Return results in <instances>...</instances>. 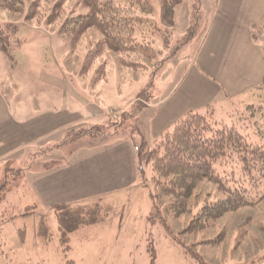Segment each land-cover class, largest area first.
I'll return each instance as SVG.
<instances>
[{"label":"rangeland","instance_id":"1","mask_svg":"<svg viewBox=\"0 0 264 264\" xmlns=\"http://www.w3.org/2000/svg\"><path fill=\"white\" fill-rule=\"evenodd\" d=\"M263 22L264 0H0V264H264V177L187 232L225 193L205 181L176 215L138 158L189 109L251 133ZM96 202L63 242L54 205Z\"/></svg>","mask_w":264,"mask_h":264},{"label":"trees","instance_id":"2","mask_svg":"<svg viewBox=\"0 0 264 264\" xmlns=\"http://www.w3.org/2000/svg\"><path fill=\"white\" fill-rule=\"evenodd\" d=\"M175 5L170 8L171 14L175 12ZM166 9L169 14V8ZM76 18H80L74 22L76 32L95 24L92 14ZM259 31L264 33V22ZM259 108L262 117L255 120V127H250L251 133H243L234 124L214 122L190 109L156 146L146 148L147 142L142 140L139 143L140 167L150 165L155 170L157 196H169L171 202L168 208L176 215L189 210L188 200L205 181L215 183L225 193L223 198L203 200L187 226V232L201 227L197 223L201 218L207 226L209 218L236 210L245 202L252 203L247 193L255 181L253 178L256 175L264 177V105ZM254 134L258 137L254 138ZM54 210L63 242L69 240L73 230L102 221L108 216V211L100 202L76 205L58 203L54 205Z\"/></svg>","mask_w":264,"mask_h":264},{"label":"crops","instance_id":"3","mask_svg":"<svg viewBox=\"0 0 264 264\" xmlns=\"http://www.w3.org/2000/svg\"><path fill=\"white\" fill-rule=\"evenodd\" d=\"M189 110H190V109H189ZM52 132H53V131H52ZM52 132L46 134V136H44V138H47L48 135H52V134H51ZM4 136H5V133H4L3 137H2V140H5V139H4ZM41 138H42V137H41ZM35 141H36V140H35ZM35 141H34V142H35ZM1 142H3V141H0V143H1ZM32 143H33V142H32ZM7 151H8V150H7ZM7 151H6V152H7ZM6 152H5V153H6ZM7 153H8V152H7ZM3 154H4V153H3Z\"/></svg>","mask_w":264,"mask_h":264}]
</instances>
